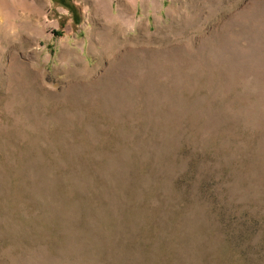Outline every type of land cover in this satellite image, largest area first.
I'll return each instance as SVG.
<instances>
[{
  "label": "rangeland",
  "instance_id": "374dc122",
  "mask_svg": "<svg viewBox=\"0 0 264 264\" xmlns=\"http://www.w3.org/2000/svg\"><path fill=\"white\" fill-rule=\"evenodd\" d=\"M0 264H264V0H0Z\"/></svg>",
  "mask_w": 264,
  "mask_h": 264
}]
</instances>
